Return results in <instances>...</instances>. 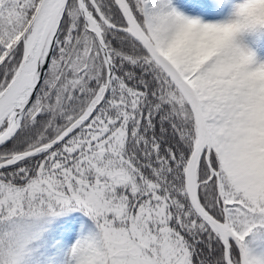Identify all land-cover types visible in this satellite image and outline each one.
Masks as SVG:
<instances>
[{
  "label": "snow or ice",
  "instance_id": "snow-or-ice-1",
  "mask_svg": "<svg viewBox=\"0 0 264 264\" xmlns=\"http://www.w3.org/2000/svg\"><path fill=\"white\" fill-rule=\"evenodd\" d=\"M0 264H264V0H0Z\"/></svg>",
  "mask_w": 264,
  "mask_h": 264
}]
</instances>
